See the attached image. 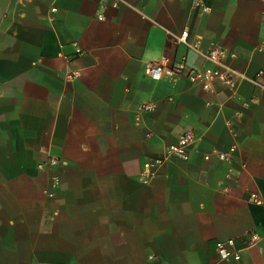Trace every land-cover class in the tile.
<instances>
[{
    "label": "crops",
    "instance_id": "0c3cea01",
    "mask_svg": "<svg viewBox=\"0 0 264 264\" xmlns=\"http://www.w3.org/2000/svg\"><path fill=\"white\" fill-rule=\"evenodd\" d=\"M201 4L0 0V264H214L218 242L264 235V0ZM185 31L235 54L230 84L145 75L212 67ZM185 132L188 160L143 184ZM223 264H264V245Z\"/></svg>",
    "mask_w": 264,
    "mask_h": 264
},
{
    "label": "built area",
    "instance_id": "2783aa9c",
    "mask_svg": "<svg viewBox=\"0 0 264 264\" xmlns=\"http://www.w3.org/2000/svg\"><path fill=\"white\" fill-rule=\"evenodd\" d=\"M114 6H117V2L114 3ZM193 6L196 9H199L200 14L209 11V8L204 7L201 4V0H193ZM98 19L102 20L103 17L99 16ZM174 42L176 44H184L203 61L211 64L212 67L204 69H187L184 60L169 66L168 59L163 57L158 63H145L144 73L146 76L153 81L158 82L165 78H175L185 75L191 85L200 86L205 91L211 89V86L215 81L230 84L231 69L226 65V61L229 57H235L234 53L228 52L220 47L203 50L200 46L199 40L194 42H189L187 40L186 31L179 37H175ZM261 48L264 49V46ZM75 54L79 56L82 52L80 49H76ZM74 77L75 75L72 76V78ZM153 110L154 105L152 103L146 102L141 104L137 108L136 120H140L142 114L150 113ZM150 136L151 134L148 133L147 137ZM197 139L198 137H196L192 132H185L175 143L164 146L161 153L156 158L144 161L141 169V182L143 184L151 183L160 170L174 160L187 161L189 158V151ZM216 156L219 159H227L226 155L223 154H216ZM56 162L57 161L50 159L46 165H54ZM43 166H45V164L40 165L39 167ZM47 196L52 198L53 194L49 193ZM251 198L254 199L257 204H261L257 194L251 195ZM260 245H264V235H261L256 231H251L248 235V241L243 248L247 249L258 247ZM243 248H237L233 239L218 242L216 244L218 259L214 264H223L229 260L239 261Z\"/></svg>",
    "mask_w": 264,
    "mask_h": 264
}]
</instances>
